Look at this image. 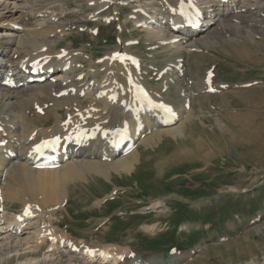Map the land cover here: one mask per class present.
Here are the masks:
<instances>
[{
	"label": "bare ground",
	"instance_id": "obj_1",
	"mask_svg": "<svg viewBox=\"0 0 264 264\" xmlns=\"http://www.w3.org/2000/svg\"><path fill=\"white\" fill-rule=\"evenodd\" d=\"M198 1L205 17L204 25L187 29L188 22L183 21L178 24L182 25L178 31L174 30L173 12L181 0L127 1L130 11L125 25L133 21L152 49L161 45L171 52L165 60L168 63L157 70L156 78L167 68L163 79L170 86L176 80L172 76L175 72L183 96L173 98L177 117L167 122L157 109L139 108L133 100V93L143 80L135 67L120 61L125 53L132 52L130 38L121 39L116 49L97 60L94 52L88 53L83 47L71 44L60 47L61 38L77 27L80 20L95 17L101 23L107 16L119 18L121 0H0V264L151 263L153 256H130L127 263L118 252L111 251V246L91 249L79 245L67 233L59 232V214L61 209H69L72 184L88 181L95 174L111 181L114 172L132 176L144 157L137 144L154 145L165 135L173 138L186 135V123L199 115L197 109L202 111V105L196 108L187 99L200 93L199 85L207 91L215 88L213 81L209 85L211 79L206 75L186 79L184 63L194 49L201 44L219 43L235 47L236 43L257 42V37H264V0ZM87 6L95 9L89 10ZM115 10L117 15L112 13ZM156 17L157 24L141 28L144 22ZM243 22L259 27H246ZM97 28L99 34L100 27ZM233 49L231 54L238 59L260 61L247 52ZM35 61L45 70L57 69L55 82L51 78L14 88L3 85L9 76L28 78L30 75H25L24 67L31 69L29 65ZM179 64L183 66L178 68ZM251 85L220 93L223 98L241 93L243 103H254L244 100L249 98L247 93L254 86ZM110 93L117 94V101L108 99ZM183 98L186 103L180 109L182 106L174 100ZM50 121L53 124L48 125ZM217 121L220 125L223 122ZM128 122L132 123L130 142L134 148L117 153L111 147L109 135L117 126ZM78 128L93 132L94 139L80 142L75 153L58 168L34 166L38 155L34 148L41 139L68 134ZM16 202L22 206L12 211ZM179 257L178 254L170 264H180Z\"/></svg>",
	"mask_w": 264,
	"mask_h": 264
},
{
	"label": "rangeland",
	"instance_id": "obj_2",
	"mask_svg": "<svg viewBox=\"0 0 264 264\" xmlns=\"http://www.w3.org/2000/svg\"><path fill=\"white\" fill-rule=\"evenodd\" d=\"M129 11L128 5L120 8V21L100 27L97 37L92 27H79L85 19L80 20L61 38L60 47H83L98 58L119 46V36L136 38L133 49L144 62L157 68L166 65L171 52L161 45L149 47L151 43L142 38L141 30H135L133 21L125 25ZM94 18L88 24L103 25ZM256 40L235 47L201 44L193 50L184 63L186 79L213 68L219 84L214 82V87L221 90L209 93L199 85L200 93L187 99L195 107L202 105V111L197 109L199 115L186 123L185 136L165 135L154 145L137 144L144 157L132 176L114 172L111 181L95 174L72 184L69 209L60 210L59 232L85 247L111 246L127 263L130 256L149 255L154 257L149 264H170L179 254L180 264H264V37ZM233 48L259 58V63L238 59L231 54ZM153 69L145 81L160 93L163 80L155 79ZM172 76L176 80L170 82H174L170 90H161V98L171 103L177 95L183 96L178 75L173 72ZM250 82L254 86L244 100L254 103H243L241 93L226 98L220 93ZM223 85L229 86L222 89ZM184 99L174 100L180 109ZM217 119L223 121L221 125ZM14 205L12 211L22 206Z\"/></svg>",
	"mask_w": 264,
	"mask_h": 264
},
{
	"label": "snow or ice",
	"instance_id": "obj_3",
	"mask_svg": "<svg viewBox=\"0 0 264 264\" xmlns=\"http://www.w3.org/2000/svg\"><path fill=\"white\" fill-rule=\"evenodd\" d=\"M181 2H182V4L184 3V0H181ZM189 4H190V6L191 7H195V5L194 4H191V0H189ZM117 55H119V54H117ZM144 95L145 96H147V93H144ZM150 103H151V101H150ZM154 107H159V108H162V109H164L165 111H167V112H171L172 110H171V108H169L168 106H166V105H164V104H158V105H156V104H154L153 105ZM57 140L59 139V138H56ZM49 143L50 142H44V145L43 146H48L49 145ZM40 147H42V146H40V145H38L37 146V151H39L40 150Z\"/></svg>",
	"mask_w": 264,
	"mask_h": 264
}]
</instances>
